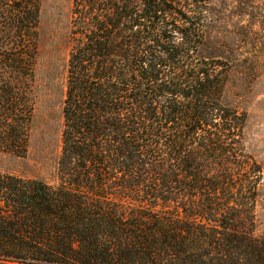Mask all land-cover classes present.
Masks as SVG:
<instances>
[{"label":"trees","instance_id":"16d2710c","mask_svg":"<svg viewBox=\"0 0 264 264\" xmlns=\"http://www.w3.org/2000/svg\"><path fill=\"white\" fill-rule=\"evenodd\" d=\"M212 2L73 0L58 185L0 173V264H264V239L232 230L262 168L224 102ZM43 3L0 0V150L18 157Z\"/></svg>","mask_w":264,"mask_h":264},{"label":"rangeland","instance_id":"374dc122","mask_svg":"<svg viewBox=\"0 0 264 264\" xmlns=\"http://www.w3.org/2000/svg\"><path fill=\"white\" fill-rule=\"evenodd\" d=\"M246 2L213 0L207 38L216 55L231 63L224 102L247 115L246 151L262 168L253 218L239 220L232 230L264 239V9L252 12ZM72 8L73 0H44L29 151L18 157L0 150V173L58 185Z\"/></svg>","mask_w":264,"mask_h":264}]
</instances>
